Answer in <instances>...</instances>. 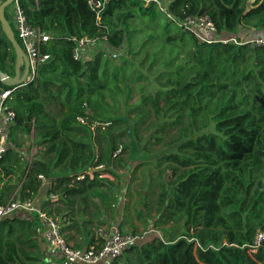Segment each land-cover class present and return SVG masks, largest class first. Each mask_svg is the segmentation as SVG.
Returning <instances> with one entry per match:
<instances>
[{
  "label": "trees",
  "instance_id": "trees-1",
  "mask_svg": "<svg viewBox=\"0 0 264 264\" xmlns=\"http://www.w3.org/2000/svg\"><path fill=\"white\" fill-rule=\"evenodd\" d=\"M89 1L18 0L28 23L51 36L42 48L50 60L36 82L0 80L16 113L0 202L34 200L61 224L70 215L50 200L40 206L45 181L69 203L100 198L111 208L115 184L100 175L120 181L121 170V231L161 235L111 264H264V242L255 255L248 247L264 215L251 232L247 222L264 204V47L208 44L178 23L208 16L218 35L249 40L264 34V0H162L166 12L152 0H99V16ZM82 38L104 50L75 59ZM15 64L0 24V72L13 77ZM28 136L38 149L30 161ZM39 227L28 213L0 220V264H58Z\"/></svg>",
  "mask_w": 264,
  "mask_h": 264
},
{
  "label": "built area",
  "instance_id": "built-area-1",
  "mask_svg": "<svg viewBox=\"0 0 264 264\" xmlns=\"http://www.w3.org/2000/svg\"><path fill=\"white\" fill-rule=\"evenodd\" d=\"M4 0H0V3ZM156 2L163 12H166L162 0H152ZM91 9L97 16L105 6V2L90 0ZM10 14L13 21V30L22 49L29 60L28 83L36 82L39 76L40 66L50 60V55L43 53L42 48L50 40V35L39 28H35L28 23L24 10L18 0L10 6ZM172 19H174L172 17ZM185 29L191 31L201 42L208 44L221 42L224 44L235 43L238 45L250 44L251 46L264 47V34L258 33L249 40H238L235 37H225L217 34L215 25L208 16L187 17L183 21H178ZM100 45L97 39L82 38L78 41V46L74 50V58H81V51L85 48ZM111 58L120 63L124 60L123 52L111 55ZM11 90L0 91V160L7 152L11 143V128L16 121V113L6 103ZM83 122V120L81 119ZM96 122L94 126H100ZM120 153L118 150L115 156ZM99 169V168H97ZM90 175V173H89ZM42 178V176H40ZM79 176L77 179H83ZM33 214L39 220V232L44 239L48 255L58 264H111L116 258L127 251H130L145 238V235L153 232L148 231L143 235L122 232L116 225L103 226L98 229V242L86 248H75L68 243L65 235L61 231L60 222L57 218L44 212L34 200L10 198L7 203L0 202V220L20 214ZM264 242V231L257 230L251 243L248 245L249 253L255 255Z\"/></svg>",
  "mask_w": 264,
  "mask_h": 264
},
{
  "label": "crops",
  "instance_id": "crops-1",
  "mask_svg": "<svg viewBox=\"0 0 264 264\" xmlns=\"http://www.w3.org/2000/svg\"><path fill=\"white\" fill-rule=\"evenodd\" d=\"M31 158L32 155L29 157V161L31 160ZM121 172V170L118 171L120 181L119 179H115V177L110 174L100 175L101 178H108L111 182H114L115 184V186L112 187V191L110 192L116 194L117 202L116 205H113L111 208L107 206L108 201L103 202V200L100 198H96L93 200L88 199L84 203L79 202V199L75 198L72 201L73 204L69 203L66 201V198L60 197L59 195L48 194V190L50 189V182H44L40 195V206L45 201L50 200L56 206L60 207L65 214L70 215V217H64L61 220L62 222L60 225L62 226V228L73 226L72 228L66 230L64 233L68 243L71 244L73 247L86 248L90 245L96 244L99 238L98 229L100 227L110 225H116L119 227V225H121V220L123 217L122 206L126 200V190L121 188V174H123V172ZM89 173V176L92 179L94 177V174L92 171H90ZM126 173L128 175L130 172L126 171ZM158 179L160 180V178ZM12 196L14 195H11V197ZM60 198L63 199L60 200ZM261 220L262 218L255 217V219L251 224H249V226L253 227ZM98 221L105 222V224L99 225L97 223ZM151 230H153V232L149 234L156 233L158 235H161V232L159 230L150 227L148 231ZM148 231H145L142 227H140L138 230V234L143 235Z\"/></svg>",
  "mask_w": 264,
  "mask_h": 264
},
{
  "label": "water",
  "instance_id": "water-1",
  "mask_svg": "<svg viewBox=\"0 0 264 264\" xmlns=\"http://www.w3.org/2000/svg\"><path fill=\"white\" fill-rule=\"evenodd\" d=\"M14 1L15 0H4L0 3L1 29L9 40V42L12 44L16 57L15 71L13 77L0 72V80L2 84L10 88H17L28 84L29 76L28 57L22 49L19 41L17 40L13 27L6 17V9L10 7L14 3Z\"/></svg>",
  "mask_w": 264,
  "mask_h": 264
},
{
  "label": "rangeland",
  "instance_id": "rangeland-1",
  "mask_svg": "<svg viewBox=\"0 0 264 264\" xmlns=\"http://www.w3.org/2000/svg\"><path fill=\"white\" fill-rule=\"evenodd\" d=\"M100 50H104L103 49V47H101V45H97V46H93V47H91V48H89V49H87L86 50V54H85V56H89V55H95V53H97L98 51H100ZM106 52L109 54V51L108 50H106ZM114 61V60H113ZM114 63L115 64H120V63H117V62H115L114 61ZM32 140H33V137H31V136H28L27 137V145L25 146V148L23 149V152L27 155V156H31V155H35L36 154V152H37V148L36 147H33V145H32ZM138 159H140V158H138ZM163 172H166V169H164L163 170ZM157 176H158V178H160V173H157ZM175 177H176V175H175ZM174 177V178H175ZM174 178L171 180V182H173L174 181ZM258 207V208H257ZM257 207H256V209H255V211L256 212H253V214L252 215H250L248 218H247V222H248V227H250L249 226V224H251L252 222H253V220L255 219V217H260V218H262L263 217V215H264V204H262L261 203V201L258 203V205H257ZM261 209H260V208ZM260 209V210H259ZM251 229H250V232L255 228V227H250ZM153 234H155V233H153ZM149 235V234H148ZM147 235V236H148ZM151 235V234H150ZM146 237V236H145ZM150 238V237H149Z\"/></svg>",
  "mask_w": 264,
  "mask_h": 264
}]
</instances>
